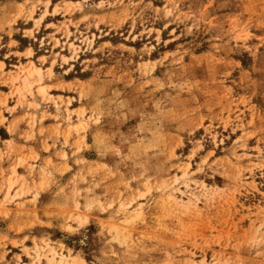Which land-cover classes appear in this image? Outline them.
<instances>
[{"label": "rangeland", "instance_id": "obj_1", "mask_svg": "<svg viewBox=\"0 0 264 264\" xmlns=\"http://www.w3.org/2000/svg\"><path fill=\"white\" fill-rule=\"evenodd\" d=\"M0 264H264V0H0Z\"/></svg>", "mask_w": 264, "mask_h": 264}, {"label": "bare ground", "instance_id": "obj_2", "mask_svg": "<svg viewBox=\"0 0 264 264\" xmlns=\"http://www.w3.org/2000/svg\"><path fill=\"white\" fill-rule=\"evenodd\" d=\"M31 70H33V72H36V73H39V70L38 69H31ZM45 92V91H44Z\"/></svg>", "mask_w": 264, "mask_h": 264}]
</instances>
